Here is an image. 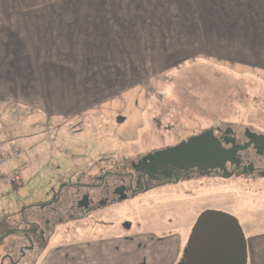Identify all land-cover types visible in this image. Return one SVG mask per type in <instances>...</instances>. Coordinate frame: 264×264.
<instances>
[{"label":"crops","instance_id":"crops-1","mask_svg":"<svg viewBox=\"0 0 264 264\" xmlns=\"http://www.w3.org/2000/svg\"><path fill=\"white\" fill-rule=\"evenodd\" d=\"M6 11L0 14L6 112L18 106L48 120L86 119L142 97L159 71L189 52L206 53L210 41L226 46V61L264 70V0H21ZM175 217L157 220L156 229L68 245L52 237L46 250L20 264H178L195 224L186 232ZM246 237L248 264H264L256 256L264 232Z\"/></svg>","mask_w":264,"mask_h":264},{"label":"rangeland","instance_id":"rangeland-1","mask_svg":"<svg viewBox=\"0 0 264 264\" xmlns=\"http://www.w3.org/2000/svg\"><path fill=\"white\" fill-rule=\"evenodd\" d=\"M20 4L21 0H5L0 3V14L7 9L11 13ZM207 47L206 53L189 52L182 55L181 62L176 58L169 63L166 71H157V82L151 91L144 90L142 97L114 103L108 110L87 115L86 119L48 120L31 109L17 106L22 110L6 112L7 107L0 106V156L16 150L24 153L16 164L5 170L10 175L24 164L32 168L26 172L22 186L0 190V226L6 224L0 238L9 229L7 224L21 225L20 212L43 200L48 188L62 176L98 174L101 168H97L104 158L114 155L129 158L134 153H146L171 144L165 133L167 127L188 131L190 135L229 125L264 133V70L226 61V46L219 41H210ZM150 92L152 97L147 99ZM146 109L151 110L147 117L143 114ZM114 138L117 139L114 141ZM243 182L240 185L228 182L217 185L213 181L191 183V194L174 195L183 201L178 200L172 206L164 191L134 203L141 209L126 204V209L115 210L109 216L100 214L77 222L66 219L52 237L58 244L68 245L71 241L124 234L125 223L133 229H156V221H164L169 217L167 214L179 215L175 220L187 232L207 210L233 215L240 221L245 235H256L264 232V186L258 188ZM24 243L18 235L10 236L0 247V261L7 246L17 244V254ZM256 256L262 260L264 244L257 247Z\"/></svg>","mask_w":264,"mask_h":264},{"label":"flooded vegetation","instance_id":"flooded-vegetation-1","mask_svg":"<svg viewBox=\"0 0 264 264\" xmlns=\"http://www.w3.org/2000/svg\"><path fill=\"white\" fill-rule=\"evenodd\" d=\"M207 131H212L227 150L233 146L243 148L239 150L234 162L226 163L224 170L204 171L198 167L187 169L171 162L146 160L149 155L176 148ZM165 133L171 139V144L146 153H134L135 155L129 158L118 155L104 158L97 168H101L98 174H67L56 180L48 188L43 200L26 206L20 212L21 225L7 224L9 229L1 236L0 247L12 235H18L25 243L17 254L16 244L7 246L0 264H20L30 254L41 252L66 219L77 222L79 219L100 214L109 216L115 210L126 209V204H133L131 206L141 209L135 205L140 199L152 197L153 194L156 196L164 191H167V198H170L169 204L172 206L177 204L178 200L183 201L175 199L174 195L191 194V183L213 181L217 185L226 182L240 185L239 182L244 181L243 183L249 186H264V143L259 139H256L258 145L253 142V138L264 137L263 132L249 127L240 130L229 125L195 131L191 135L188 131L180 132L175 131L173 127H167ZM226 142L230 144L227 145ZM167 209L171 208L168 206ZM178 209L183 210L181 207ZM28 212L33 213L27 216ZM167 215L169 217L166 219H169L174 214ZM4 225L6 224L0 226V232L3 231ZM124 227L126 232L132 229L129 223H125Z\"/></svg>","mask_w":264,"mask_h":264},{"label":"water","instance_id":"water-1","mask_svg":"<svg viewBox=\"0 0 264 264\" xmlns=\"http://www.w3.org/2000/svg\"><path fill=\"white\" fill-rule=\"evenodd\" d=\"M256 139L264 143L263 136L253 138L258 145ZM242 149L233 146L227 150L212 131H207L176 148L149 155L146 160L171 162L187 169L224 170L226 163L234 162ZM248 261V240L240 221L231 214L207 210L197 219L178 264H248Z\"/></svg>","mask_w":264,"mask_h":264},{"label":"built area","instance_id":"built-area-1","mask_svg":"<svg viewBox=\"0 0 264 264\" xmlns=\"http://www.w3.org/2000/svg\"><path fill=\"white\" fill-rule=\"evenodd\" d=\"M22 156H24V153L20 150L0 156V190L3 188L22 186L24 182V176L30 169L29 164H24L21 167L14 169L10 175L4 172L6 168H8L10 165H14L16 161Z\"/></svg>","mask_w":264,"mask_h":264},{"label":"trees","instance_id":"trees-1","mask_svg":"<svg viewBox=\"0 0 264 264\" xmlns=\"http://www.w3.org/2000/svg\"><path fill=\"white\" fill-rule=\"evenodd\" d=\"M21 158H22V157H21ZM17 161H18V160H17ZM17 161H16V163H17ZM16 163H15V164H16ZM4 172H6L7 174H9L6 170H4Z\"/></svg>","mask_w":264,"mask_h":264}]
</instances>
